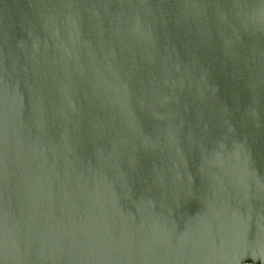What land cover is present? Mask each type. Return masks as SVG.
I'll return each mask as SVG.
<instances>
[{
  "label": "water",
  "instance_id": "95a60500",
  "mask_svg": "<svg viewBox=\"0 0 264 264\" xmlns=\"http://www.w3.org/2000/svg\"><path fill=\"white\" fill-rule=\"evenodd\" d=\"M0 264H264V0H0Z\"/></svg>",
  "mask_w": 264,
  "mask_h": 264
}]
</instances>
